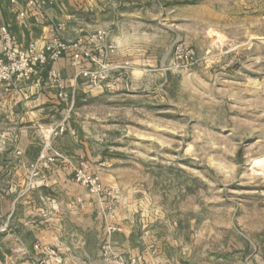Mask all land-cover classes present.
I'll use <instances>...</instances> for the list:
<instances>
[{"label":"rangeland","instance_id":"obj_1","mask_svg":"<svg viewBox=\"0 0 264 264\" xmlns=\"http://www.w3.org/2000/svg\"><path fill=\"white\" fill-rule=\"evenodd\" d=\"M5 1L0 24L18 45L59 36L81 40L82 50L95 56L78 63L64 56L79 65L82 132L93 153L69 179L86 190L87 205L106 222L105 264H111L103 252L110 225L121 232L128 226L135 248L145 253L122 254L111 244L112 251L142 264H264V163L254 165L264 158V0H54L43 8ZM48 7L61 31L77 36L65 40L57 33L27 43L25 23L45 24ZM100 32L108 34L101 44L92 40ZM52 70L48 82L59 88ZM29 77L0 85L25 86ZM67 87L66 81L68 101ZM74 110L72 103L67 121ZM67 121L62 133H55L57 125L37 145L35 160L24 161L27 192L55 182L50 173L64 156L54 142L66 134ZM11 148L0 141V150ZM82 168L99 191L77 181ZM45 200L49 223L60 208L55 198ZM75 201L86 208L82 197ZM0 221V233L8 232L10 220L0 214ZM14 264L90 262L38 241Z\"/></svg>","mask_w":264,"mask_h":264},{"label":"crops","instance_id":"obj_2","mask_svg":"<svg viewBox=\"0 0 264 264\" xmlns=\"http://www.w3.org/2000/svg\"><path fill=\"white\" fill-rule=\"evenodd\" d=\"M16 7L22 8L19 3ZM46 13L49 19L45 24L34 23L35 18L25 23L24 29L28 32L26 38L29 40L27 43L37 37L49 41L57 33L65 40L77 36L69 28L64 31L56 28L58 18L53 7H48ZM0 18L6 22L1 13ZM36 27L42 32L40 36L34 34ZM50 68L58 70L67 81L68 101L60 98L59 88L48 82ZM78 71L79 65L72 64L69 58L63 57L50 63L45 69H36L24 81L25 86L23 82H12L14 87L11 89L0 85V141L6 147H12L0 150V214L3 220L11 222V229L0 233V259L6 258L8 264H14V259L29 255L38 241L56 246L66 256L78 254L90 264H105L100 250L107 239L106 222L95 213L91 202L87 205L89 198L86 190L69 179L84 156L93 154L87 145L88 135L84 136L82 132ZM72 103L75 104V110L67 121L68 130L54 142L55 148L64 156V160L55 164L50 173V178L55 182L27 192L24 186L27 176L24 161L37 158L40 153L37 145L49 136L53 127L67 117L68 107ZM8 130L10 133H7ZM39 130L42 135L38 133ZM2 134L4 135L1 137ZM10 165L13 166L12 169ZM12 184L18 186V192H11ZM44 197L55 198L60 208L58 216H54L49 223L42 214L50 206V201H46ZM76 197H82L86 201V208L75 205ZM110 240L116 252L126 255H139L142 252L135 248L134 234L128 226L123 232L112 233ZM146 259L149 260V257Z\"/></svg>","mask_w":264,"mask_h":264},{"label":"built area","instance_id":"obj_3","mask_svg":"<svg viewBox=\"0 0 264 264\" xmlns=\"http://www.w3.org/2000/svg\"><path fill=\"white\" fill-rule=\"evenodd\" d=\"M53 2L54 0H28L27 6L30 8H43ZM21 14L25 15L23 12H21ZM57 29L62 30L63 26L58 24ZM107 36V33L100 32L98 35H93L92 40L101 44L106 40ZM81 42V40L77 41V39L65 42L59 36H55V38L49 42L39 44L36 41H32L26 46H20L17 44L9 28L4 24H0V83H8L10 81L29 77L37 67L48 64L50 61H56L67 55H71L76 63H78V59L84 56H90L91 59L95 60V56H92L90 51L82 50L80 47ZM103 67H105V65ZM88 74H91L94 80L97 78L95 73ZM50 75L60 88L59 97L66 99V81L60 77V74L56 70H52ZM67 119L68 116L59 124V129L55 131L56 134L62 133L65 130V122ZM44 158L46 157L43 155L41 159ZM53 159L54 158H48L50 162H53ZM77 181L85 187L86 185H91L94 191H99L101 188L96 178L85 175V168L78 171ZM121 231L122 229L119 226L110 225L107 228L108 235ZM103 252H105L104 256L106 261H109L111 264H142L137 256L121 257L115 254L112 251L109 240L103 245Z\"/></svg>","mask_w":264,"mask_h":264},{"label":"bare ground","instance_id":"obj_4","mask_svg":"<svg viewBox=\"0 0 264 264\" xmlns=\"http://www.w3.org/2000/svg\"><path fill=\"white\" fill-rule=\"evenodd\" d=\"M259 158H260V157H259ZM262 163H264V158H263V157L260 158L259 161H255V162H254V165L257 166V165L262 164Z\"/></svg>","mask_w":264,"mask_h":264}]
</instances>
